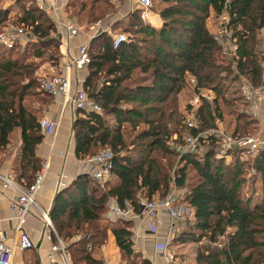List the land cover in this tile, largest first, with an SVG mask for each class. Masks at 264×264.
<instances>
[{
    "label": "trees",
    "instance_id": "obj_1",
    "mask_svg": "<svg viewBox=\"0 0 264 264\" xmlns=\"http://www.w3.org/2000/svg\"><path fill=\"white\" fill-rule=\"evenodd\" d=\"M15 1L16 9L0 6V30L9 23L22 26L28 40L11 48L0 45V148L19 129L12 176L28 185L40 168L35 148L43 137L40 109L32 99L41 108L52 97L35 88V65L29 59L46 57L58 63L61 52L52 19L33 0L29 5ZM115 1L71 0L66 8H75L78 25L87 26L112 15ZM159 1L165 6L157 12L158 27L142 20L134 8L124 16L121 32L126 38L117 47H112L109 31L95 34L87 43L89 63L81 88L101 112H76L71 123L73 155L85 159L108 148L111 176L101 186L79 174L81 194L51 211L55 232L67 242L79 236L65 246L71 264H101L99 246L107 230L121 264H152L133 249L132 220L103 217L106 202L114 198L120 207L129 204L138 211V197H163L174 186L185 189L184 201L193 209V218L180 221L186 227L176 229L170 241L199 242L193 264H264V151L259 150L251 163L234 158L225 163L210 139L204 150L181 155L182 164L172 168L177 157L168 145L174 134L180 141L184 132L212 127L222 116L219 101L236 121L234 126L227 123L228 131L245 133L252 119L234 102L241 98L242 79L253 87L260 83L264 0ZM209 17L228 36L213 34L207 27ZM120 24V19L113 21L109 30ZM226 38L228 44L223 42ZM186 76L214 94L212 103L203 99L196 107L193 128L183 124L178 111L177 95ZM256 189L260 197L255 201Z\"/></svg>",
    "mask_w": 264,
    "mask_h": 264
},
{
    "label": "built area",
    "instance_id": "obj_2",
    "mask_svg": "<svg viewBox=\"0 0 264 264\" xmlns=\"http://www.w3.org/2000/svg\"><path fill=\"white\" fill-rule=\"evenodd\" d=\"M135 7L140 11V17L146 21V14L151 6L150 0H134ZM35 6L46 12L52 19L55 30L59 34V45L62 47V54L66 51V37H74L78 28L69 20L61 18L62 11L65 9L66 0H33ZM115 5H118L119 0H116ZM109 15H105L108 18ZM104 18V19H105ZM100 22H95L87 25L95 34L102 32L100 30ZM104 31H107L104 30ZM57 34V33H56ZM57 36V35H56ZM125 34L117 32L112 35L111 45L117 47L121 42L125 41ZM28 40L22 26L7 24L0 30V45L6 48H11L15 45L22 46ZM89 63V54L87 44L82 43L77 45L75 54L72 56L64 55L62 64L57 67L53 75L36 77L38 88L48 93L52 97H58L61 104H68L74 110L81 113L85 112H101L99 105L91 101L81 88L71 87V70L73 68L84 67ZM185 86H191L192 96L184 106L183 124L186 127L193 128L197 125V120L194 117V111L201 101L212 99V90L204 91V88L196 86V80L192 76L185 77ZM239 95L242 101L248 106L244 111L263 127L262 133H252L243 135H230L223 133L217 126L208 127L197 131L195 134L185 133L180 141L175 134L169 139L168 145L179 157L190 152H201L205 149L206 144L210 139H214L216 155L222 156L225 161L235 158L238 161L246 162L253 159L254 155L259 151H264V65L260 73V83L257 86H250L244 79L240 81L238 87ZM189 107L186 109V107ZM38 126L43 135L53 134L56 128V122L46 116H42L38 120ZM234 155V156H233ZM111 151L108 148H101L92 156L84 160L83 172L92 180L98 182L101 186L109 181L111 176ZM45 171V165L35 172L33 180L28 185L15 184L11 173L1 175L0 181L3 187H11L16 192L14 200L9 201V208L15 213L18 222L22 221L30 208H35L39 211L41 218L44 221L45 227H49L56 238V242L50 247V251L46 254L47 262L45 264H53L54 252H59L62 261L65 264H70L65 252V247L48 219L45 212L41 211L35 203V193L42 181ZM251 173L254 171L251 169ZM184 193L176 189L174 186L163 196L146 199L138 197L137 209L125 204L120 207L114 198H109L106 202V210L103 217L109 220L122 219L132 220L134 223H140L144 220V230L152 235L154 239L153 249L163 259V264H181L176 255L169 249L170 233L159 236L158 231L161 226V214H164L171 228L174 227L177 221H183L193 218V209L184 201ZM78 235L73 236L72 240H77ZM19 250L30 248L33 244L27 234L19 231L17 241L14 244ZM13 245H7L0 237V264H10Z\"/></svg>",
    "mask_w": 264,
    "mask_h": 264
},
{
    "label": "crops",
    "instance_id": "obj_3",
    "mask_svg": "<svg viewBox=\"0 0 264 264\" xmlns=\"http://www.w3.org/2000/svg\"><path fill=\"white\" fill-rule=\"evenodd\" d=\"M118 4L120 5H117L116 16L109 15L108 18L101 20V31L107 29V31L112 33L113 31L109 30L112 20L120 19L130 12L134 1L121 0ZM128 6L130 9H128ZM66 10L67 8L65 7L61 14V18L65 20L64 16L66 15L67 20L71 21V19L67 17ZM146 18L147 22L154 27H158L161 24V20L157 13L148 11ZM207 20L212 21L213 25L211 27L207 25V27L214 32L216 29L214 20L211 19V17ZM74 25L78 28L77 34L74 37L65 38L67 48L64 55L66 54L67 57L75 54L77 45L82 43L87 44L95 35L94 31L86 26V23L80 25L75 23ZM55 32L59 39L58 32L56 30ZM59 51L62 52V47L60 45ZM64 55L61 53L58 63H54L53 60H48L46 57H31L29 61L33 62L35 65L33 71L34 77L39 74L50 75L53 71H56L57 67L62 64ZM85 68L86 67H80L71 70L70 81L72 88L81 86L85 77ZM33 101V106L40 109V117L46 116L56 122V128L53 134L43 135L41 141L35 148V153L40 158V167L42 164L45 165L43 178L37 189L35 199L40 210L47 213L49 210L52 211L53 207H55V209L59 208L61 205L70 201L73 196L75 197L81 194L82 187L77 177L79 174L84 173V161L75 158L73 155L71 123L77 111L68 104L62 105L58 97H50L48 103L41 108L38 107L39 103L36 98L33 99ZM179 108H181V106ZM106 119L108 122L111 120L109 116H106ZM19 143L20 131L19 129H14L11 132L7 145L3 149L0 148L1 175L11 173V175L14 176V165L18 161V155L15 154ZM15 197V190L11 187H3L0 181V237H3L7 245H13L10 264H35V262L38 264H45L47 262L46 254L50 251V247L56 242V238L53 233L46 231L44 221L39 211L35 208H30L22 221L18 222L15 213L9 208V201L14 200ZM160 218L161 226L158 234L159 236H163L168 231L169 221L164 214H161ZM144 220L145 219H141L140 223L132 222L133 249H135V251H140L143 257L149 259L152 264H163V259L153 249L154 239L152 235L144 230L141 231L144 228ZM176 223L178 226L181 222L177 221ZM19 231L25 232L31 240L33 245L30 248L19 250L15 247L14 244L17 241ZM51 234L54 236V240H52ZM71 241L74 240L70 239L69 242ZM53 255V264H65L58 251L54 252ZM98 256H100L101 264H121L118 248L109 230L106 232L104 242L99 246ZM67 258L70 263L68 255Z\"/></svg>",
    "mask_w": 264,
    "mask_h": 264
},
{
    "label": "rangeland",
    "instance_id": "obj_4",
    "mask_svg": "<svg viewBox=\"0 0 264 264\" xmlns=\"http://www.w3.org/2000/svg\"><path fill=\"white\" fill-rule=\"evenodd\" d=\"M69 1H71V0H66V5H67V3L69 2ZM131 1V0H130ZM134 1V0H133ZM20 2H23V3H27V5H29V0H20ZM121 2V0H119V3ZM150 3H151V6H150V8H149V11L150 12H154V13H157L158 12V10L161 8V7H163V6H165V3H163V2H161V1H159V0H150ZM7 5H10V6H13V9H16V1L15 0H0V6H2V7H5V6H7ZM66 5H65V7H66ZM118 5H120V4H118ZM115 7L117 8V5H115ZM135 7V2H134V4L132 5V9ZM128 9H130V7L128 6ZM66 13H67V17H70L72 20H73V22H77V19H78V17L76 16V9L75 8H67V10L65 11ZM64 12V13H65ZM46 13V12H45ZM62 13H63V11H62ZM116 13H117V9H115L114 11H113V13H112V16H116ZM158 14V13H157ZM11 15V14H10ZM65 17V20H67V18H66V15L64 16ZM105 17L103 16V18H101V19H99V20H97V21H94L93 23H95V22H98V21H101L102 19H104ZM124 19V17H122V18H120V25L118 26V28H115V30L111 33V35L112 34H114V33H117V32H121V29H122V27L123 26H125L126 25V21H124L123 20ZM71 20V21H72ZM113 21H115V20H112V22ZM123 21V22H122ZM111 22V23H112ZM146 22H147V20H146ZM110 23V24H111ZM219 22L217 21V22H215V26L218 24ZM12 24V23H11ZM76 24H78V22L76 23ZM92 24V23H91ZM88 25H90V24H88ZM116 25V24H115ZM207 25H209V27H211L213 24H212V21H210V20H207ZM75 26V25H74ZM117 26V25H116ZM75 27H77V26H75ZM212 30V29H211ZM110 32V31H109ZM56 33V32H55ZM213 34H219V35H221V34H223V35H225V36H228V32L227 33H225L224 31H221L220 29H215L214 30V32H212ZM223 42L224 43H226V44H228V41H227V38H226V40L224 41L223 40ZM259 47V53H261V55H262V57H261V63H262V66L264 65V49L262 48V46L261 45H259L258 46ZM84 67H86V66H84ZM84 72H85V75H86V73H87V68H85L84 69ZM55 73V71H53L50 75H53ZM40 76H48V75H45V74H39V75H37L36 77H40ZM82 81V80H81ZM237 85V84H236ZM36 86H38V83H36ZM35 86V88L38 90V91H41L38 87H36ZM77 88H81V86H78ZM191 86L189 87V86H185L184 88H183V90L180 92V93H178V95H177V98H178V108L181 106V108H179V112L183 115V116H185L186 114H184V112H185V110L183 109L184 108V106H185V104L188 102V100L190 99V97L192 96V92H191ZM82 89V88H81ZM204 89H206V90H204V91H207V90H209V89H207V88H204ZM83 90V89H82ZM84 91V90H83ZM86 91V90H85ZM211 91V90H210ZM42 93H45V92H43V91H41ZM86 94V93H85ZM227 95H229V94H227ZM211 97H212V99H213V97H214V94L212 93L211 94ZM212 99H209V100H206L207 102H209V103H212ZM33 100V99H32ZM32 105V104H31ZM219 105H220V108H222V110H223V112H222V116H221V118H219V119H215V121H214V125H213V127H215V126H217V127H219L220 129H221V131L223 132V133H227V134H230L231 135V133L228 131V129L226 128V125H227V123H229V125H231V126H234L235 125V123H236V121L234 120V117H233V114H227L226 113V110H225V108H224V105L219 101ZM248 105L247 104H245L243 101H242V99L240 98V99H238L236 102H234V107L235 108H237V109H239V108H241V109H244V108H246ZM251 118V117H250ZM252 119V118H251ZM110 120V119H109ZM257 122L258 121H255L254 119H252L251 120V122H250V124H249V126L248 127H246V130H245V133L244 134H252V133H262L263 131V127L261 126V128H260V126L257 124ZM232 128V127H231ZM185 134V132L184 133H182L181 135L183 136ZM234 135H238V136H240L239 134H234ZM243 135V134H242ZM176 136V135H175ZM181 136V137H182ZM181 137H180V139H181ZM15 148V147H14ZM99 149H101V148H99ZM98 149V150H99ZM16 150V149H15ZM97 150V151H98ZM96 151V152H97ZM5 152V151H4ZM6 153V152H5ZM234 156V155H233ZM176 157H177V159H176V161L174 162V164H173V167L172 168H174V167H176L177 165L179 166V165H181L182 164V162L181 161H179L178 160V158H179V155H177L176 154ZM220 157H222V156H220ZM223 158V157H222ZM86 159V158H85ZM85 159H80V160H85ZM235 159V158H234ZM223 160H224V162L225 163H228L230 160H228V161H225V159L223 158ZM251 161L252 160H250V161H246L245 163H251ZM192 172H190V174H191ZM249 173V172H248ZM247 176H248V174H247ZM13 177V176H12ZM15 181V180H14ZM20 181L19 180H16L15 181V184H20L19 183ZM41 184V183H40ZM259 189H256V191L254 192V195H253V199L256 201V200H258L259 199V197H260V192L258 191ZM37 192V191H36ZM181 192H183L184 194H185V189H181ZM35 195H36V193H35ZM74 197V196H73ZM75 197H77V196H75ZM35 203L37 204V202H36V199H35ZM38 205V204H37ZM47 216H48V219H49V221H50V223H51V225H52V227H53V229H54V232H55V228H54V225H53V222H52V220H51V217H50V215H51V210H49L47 213ZM39 215V214H38ZM185 227H186V224L185 223H180V225L178 224V226H177V223L174 225V227H173V229L174 230H176V229H178V232L179 231H181L182 229H185ZM46 228V231L47 232H51L52 233V231H51V229H49V227H45ZM144 230V228L141 230V231H143ZM145 231V230H144ZM56 233V232H55ZM61 241H62V243H63V245H64V247L66 246V244L67 243H69V242H67V241H64L63 239H61V238H59ZM202 242H203V240H202ZM199 244V242H184L183 244H181V243H175L174 241H170L169 242V249L176 255V257H177V259L181 262V264H193L194 263V260H193V257H194V251H195V248L197 247V245ZM135 250V249H134ZM137 253H138V255H140L141 257H143V255L140 253V251H136ZM158 255V254H157ZM149 260V259H148ZM150 261V260H149ZM151 262V261H150Z\"/></svg>",
    "mask_w": 264,
    "mask_h": 264
},
{
    "label": "bare ground",
    "instance_id": "obj_5",
    "mask_svg": "<svg viewBox=\"0 0 264 264\" xmlns=\"http://www.w3.org/2000/svg\"><path fill=\"white\" fill-rule=\"evenodd\" d=\"M148 16V15H147ZM13 178V177H12ZM14 180V179H13ZM185 195V194H184ZM168 233H170V235H172V233L174 232V229L170 227L169 225V228H168Z\"/></svg>",
    "mask_w": 264,
    "mask_h": 264
}]
</instances>
